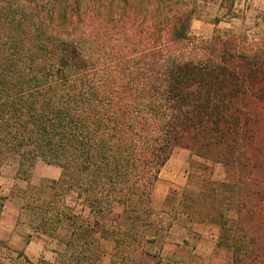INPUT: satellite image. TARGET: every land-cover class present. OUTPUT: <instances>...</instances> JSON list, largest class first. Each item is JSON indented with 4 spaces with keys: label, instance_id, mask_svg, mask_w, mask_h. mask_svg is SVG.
<instances>
[{
    "label": "trees",
    "instance_id": "16d2710c",
    "mask_svg": "<svg viewBox=\"0 0 264 264\" xmlns=\"http://www.w3.org/2000/svg\"><path fill=\"white\" fill-rule=\"evenodd\" d=\"M238 6L0 0V168L16 159L27 182L37 160L58 167L52 184L77 190L96 231L140 260L153 244L143 229L163 223L149 208L152 189L173 150H187L225 176L202 177L182 209L221 225L232 264H264V6L251 27L221 29L244 19ZM196 20L213 26L210 37L191 35ZM60 197L25 202L37 233L52 235L65 215ZM114 202L127 233L98 228Z\"/></svg>",
    "mask_w": 264,
    "mask_h": 264
},
{
    "label": "crops",
    "instance_id": "0c3cea01",
    "mask_svg": "<svg viewBox=\"0 0 264 264\" xmlns=\"http://www.w3.org/2000/svg\"><path fill=\"white\" fill-rule=\"evenodd\" d=\"M17 168L18 165L12 166L8 175L0 172V194L4 198L0 243L13 251L14 260L25 259L29 264H232V250L221 238V225L198 220L182 209L187 191L196 187L185 165L176 166L171 157L161 169L149 201L150 210L163 223L155 220L143 229L144 239L152 240L153 244L147 248L149 255L143 254L140 260L137 256L128 258L129 250L119 252L112 239L96 231L94 223L98 220L75 190L65 194L69 202L64 200L73 222L66 215H60L52 235L37 233V216L33 217L23 206L21 196L28 187L37 188L46 181L57 183L61 170L36 162L25 182L17 177ZM213 181L220 183L222 179ZM14 189H18L19 196H11ZM123 215V206L112 203L109 221L100 223L98 228L108 233L119 230L127 233L122 225ZM224 219L230 224L236 216L224 213Z\"/></svg>",
    "mask_w": 264,
    "mask_h": 264
},
{
    "label": "rangeland",
    "instance_id": "374dc122",
    "mask_svg": "<svg viewBox=\"0 0 264 264\" xmlns=\"http://www.w3.org/2000/svg\"><path fill=\"white\" fill-rule=\"evenodd\" d=\"M239 6L238 8L240 10L244 11V19L243 20H235L231 23V25L228 24H221L220 28L221 29H226V28H231L236 32L241 31L244 28H249L252 26L253 21H254V16L256 14L257 8L263 7L264 6V0H251L250 3L247 4L246 0H238ZM213 26L201 21V20H196L191 23L190 26V33L194 37H202V38H208L212 35L213 33ZM184 155V156H183ZM172 161L176 166H181L185 165L187 169L188 176L191 180V182L195 185L196 188H190L189 191H187L188 194H195L194 191L199 190V184L201 182L202 177L205 176V179H210V180H218L222 179V182L224 181V168L219 165V164H210V163H203L201 160L197 159L194 157L189 151L176 148L173 150L172 153ZM38 163L45 164L44 162L37 160ZM17 165V160L16 159H10L3 166L0 168V172L3 174H9V170L12 166ZM46 165V164H45ZM201 166H207L210 168V172L206 173L204 175L201 171ZM214 182V181H213ZM216 183V182H215ZM221 183V182H220ZM63 185L59 184H52L51 182H43L41 185L37 188H32V190H28L24 192V194L21 196L23 198V206L28 210L31 211V214L33 217L35 216V213L32 212V209L29 207H26L25 202H31L35 200L36 198L40 200H51L52 199V194L56 193L57 195H60V198H54V200L59 203L63 204L64 206V212L66 215L67 219H71L72 221V216L69 214L68 208L65 207L64 205V200H67L65 197V194L67 193V190L65 187H62ZM198 187V189H197ZM18 190V189H17ZM16 189L13 190L11 196L12 197H17L20 194H18ZM75 190V189H72ZM77 191V190H75ZM78 192V191H77ZM79 193V192H78ZM0 198H3L2 195L0 194ZM69 202V199L67 200ZM226 213L229 215L234 214V211H226ZM236 216V215H235ZM27 219V218H24ZM73 222V221H72ZM228 248H230V244H226ZM0 257L1 261L3 264H29L25 259H20V260H14L15 254H13V251L10 250L7 246H2L0 247Z\"/></svg>",
    "mask_w": 264,
    "mask_h": 264
}]
</instances>
